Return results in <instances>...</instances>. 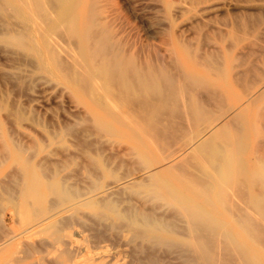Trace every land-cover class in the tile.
<instances>
[{
  "label": "rangeland",
  "instance_id": "rangeland-1",
  "mask_svg": "<svg viewBox=\"0 0 264 264\" xmlns=\"http://www.w3.org/2000/svg\"><path fill=\"white\" fill-rule=\"evenodd\" d=\"M64 1L59 9L68 6L66 10L74 22V32L64 27L45 34L47 23L39 16L23 22L12 11L0 6V264H71L56 251L47 252V245H50L47 231L34 232L47 217L70 218L71 233H74L70 245L77 252L84 246L93 250V256L98 258L95 264H101V260L106 264L112 260L108 264H115L113 259L117 260L116 264H130L139 255L140 259L156 260L160 264H182L177 253L164 246H153L150 241L141 239L128 241L126 235L111 226V220L116 222V218L110 213L105 212L106 219H97L100 202L79 206L73 211L76 204L72 201L58 212L36 216L30 208L36 205L30 200L27 203L26 199V204L22 202V183L28 181L37 195L44 196L42 206L45 209L49 201L52 202L48 185L62 181L84 194V200L107 198L121 211L134 208L155 218L175 216L168 203L161 202L160 207L159 202L148 199L144 184L149 171L155 169L159 170L158 177L170 186L179 185L181 176L175 175L177 172L160 170L184 155L178 151L183 139H172L179 137L176 129L184 121L179 115L177 119L163 113V134L147 137L155 131L143 114L148 107L145 103L147 100L149 104L156 103L158 96L142 93L134 72L146 74L151 79L160 68L173 78L182 76L188 69L200 73L206 70L207 74L202 75L209 84L216 79V73L205 67L207 60L222 64L227 74L222 82L217 80L218 83L210 85L206 93L202 90L201 94L206 95L201 97L197 92L200 105L213 122L209 129L215 128L228 114L232 116L241 110L239 118L232 123L234 127L239 125L245 134L248 150L244 162L249 169L257 168L264 159V123L261 120L264 111V0ZM6 2L19 4V0H4L2 4ZM88 15H91L90 22ZM87 31L91 33L88 37L85 36ZM16 35L25 36L24 46L12 42ZM89 44L91 47L94 44V48ZM99 49L104 51L103 55ZM97 50L99 56H94L99 58H92L91 66L110 70L108 77L112 81L108 83L107 97L112 107L107 106L104 98L82 88L68 73L70 63H76L77 53L90 55ZM108 50L111 52L107 53ZM55 52H60L61 65L53 60ZM80 70L87 73V80L93 83L87 69L81 67ZM120 76L125 77L122 89L115 82ZM249 93L253 99L250 102ZM115 105L118 109H113ZM181 110L180 115L185 111ZM165 134H170V138ZM25 169L29 177L23 175ZM64 237L59 235L61 239ZM79 241L83 245L78 246ZM256 246L255 254L264 261V248ZM84 255L74 259L77 262L81 259V264H93L85 262Z\"/></svg>",
  "mask_w": 264,
  "mask_h": 264
},
{
  "label": "bare ground",
  "instance_id": "bare-ground-1",
  "mask_svg": "<svg viewBox=\"0 0 264 264\" xmlns=\"http://www.w3.org/2000/svg\"><path fill=\"white\" fill-rule=\"evenodd\" d=\"M3 1L4 0H0V6L2 9L5 11H12L15 16L23 22H28L35 16H39L40 19L42 18L46 21L48 31L47 33L44 32L45 34H52L61 28V30H63L64 27L67 28V30L69 28L70 32H74V22L68 14L69 11L66 10L68 6L65 7L64 10L59 9L60 5L65 2L64 0H19V4L13 2H6L2 4ZM90 17L91 15H88V22L92 21L90 20ZM90 25H92V22ZM62 32L65 33V31ZM88 33L90 32L87 31V33H85L86 37H88ZM90 34L89 36H91ZM46 36L48 38L50 35ZM75 40H77V38ZM12 42L17 45L24 46L26 43L25 36L19 35L12 39ZM44 42L47 43V39ZM106 46L105 49L108 48H106ZM92 48H94V44L91 49ZM101 49L104 50V47ZM103 50L101 51L99 49V51H101V55H103ZM89 51L90 50H87V52ZM108 52L109 50L107 53ZM59 53L60 52H55L53 60L61 65L58 58L60 55ZM96 54L99 56L98 50L95 54L90 53V55L77 53L75 57L76 63L74 65L72 61L71 63L73 66L70 63V72L68 73L73 75L72 79L81 84L82 88L86 87L91 94L93 93L92 95L97 94L102 97V99L104 98L107 106L112 107L113 103L107 97V93L110 90L108 83L110 82L111 84L112 81L111 78L108 77L110 70L107 67L105 68L95 65H92L93 67L91 66V59L99 58L98 56H94ZM213 57H215V55ZM113 60L114 59L112 58V61ZM111 64H113V62ZM205 64V67H208L209 70L216 73V79H213V81L209 84V80H206V78L202 75L207 74L206 70H203L200 73L194 71L193 69H188L182 74V76L173 78L170 77L164 69L160 68L156 75H152L151 79H148L146 74L139 73L137 71L134 72V76L137 78L136 82H138L140 86L139 90L142 93L156 94L158 96L156 97L158 98L156 103L149 104L147 102L148 100L145 103L148 107L144 109L143 114L146 116L145 118L147 119V123L150 124V126L152 125V128L155 131V134H150L148 136L145 135V137L156 138L161 135L163 129H165L161 125V115L163 113L173 117H177L179 115V118L184 121L182 125L179 123V128L176 129L180 132V138L178 137V134L177 136L172 134V137H178L172 139H183L181 140L183 141L182 148L178 149V151H182V153L184 152V155L179 158L178 161H172L168 165L163 166L160 170V172L164 173L177 172L175 175L178 174L181 176L179 185L177 187L170 186L165 180L158 177L159 170H150V168L147 175L148 180L144 184L146 188L144 193H146L148 199L154 201L155 203L159 202V206L162 205L161 202L168 203L174 209L176 213L175 216L170 219L165 217L155 218L149 213H145L141 210L138 211L134 208L121 211L117 209L114 201L107 198L100 201L94 200V198L84 200V198H82L84 197V194L72 189L62 181L50 182L48 185L47 191L48 195L52 197V202L49 201L50 203L47 209L42 206L44 196L37 195L28 181L23 182V200L26 199L27 203L28 200H30L36 205V207H30L31 211H33L36 216L39 215V217H42L49 213L53 214L58 212L64 204L72 201H75L74 203L76 204V206L72 208L73 211L76 210V207H88L100 202V204L98 203V209L100 208V210L96 213L98 216L97 219H106L107 215L105 212L110 213L114 218H116V222H112L111 220V226L120 234L126 235L128 241L141 239L150 241L153 243V246L154 244L164 246L169 251H175L177 253L176 255L179 257L178 260L181 258L180 260L184 264H264V261H262L255 254L256 245H259V247L262 246L261 249L264 248V159L260 161V164L257 165L258 167L253 170L249 169L246 162H244V157L248 150L247 144L244 141L245 134L242 132L239 125L234 127V124L232 123L235 118H239L241 110H238L237 112L234 111L235 113L232 116L228 114L220 122L218 121L219 124L215 128L209 129L213 122L210 121V117L206 113L207 111H204L203 107L200 105V100L197 99V95H200L202 90L206 93L209 90L208 87H210V85L218 83V81L222 82L223 79L227 78V74L226 68L218 62L207 60ZM81 67L87 69L93 83H91L89 79L87 80V73L84 74L83 70H80ZM66 68L67 70L69 69L67 64ZM69 74H67V76H69ZM115 82H118L119 87L122 89L124 87L125 77L120 76ZM205 93H202L203 96L206 95ZM258 94L260 95V93ZM253 96L255 95L253 94ZM201 97L199 96V98ZM208 97H205L206 100ZM211 97L213 98V96ZM251 97L252 95H250L249 99H251ZM99 100L101 101L100 98ZM206 100L205 103L207 102ZM250 101H253V99L249 100V102ZM246 102H248V100ZM250 104L251 103H248L247 105ZM116 108V105L115 108L113 106V109ZM182 108L185 111L182 112V115H180L178 112H180ZM227 112H229V110H227ZM179 118L177 117V119ZM217 119L218 118L215 120ZM261 120L264 123V111L261 115ZM171 121H168L169 125ZM168 128H166V130ZM168 133L171 134L172 132H169L168 129ZM170 134L165 135L166 137L169 136L167 138H170ZM139 140L141 141L140 138ZM146 148L149 150V147ZM143 150L145 151V148ZM140 151L141 150H139V152ZM147 161L149 163V160ZM24 163L26 164L27 162L25 161ZM145 163L148 164L147 162ZM96 168H98V166ZM23 172V175H28L29 177V173L27 174L26 169ZM26 200L22 202L26 204ZM72 217L73 216H71V219ZM101 222H103V220H101ZM71 225L73 224L72 221H70V218H68V220H56L54 217H47L38 224V228H34V232L37 233L47 231V237L50 240V245H47L49 247L48 251L46 249L45 250L47 252H50V250H54L52 252L56 251L58 256L64 258L67 263L72 264V262L76 261L75 263L79 264L83 261L80 259V261L78 260L77 262V259H74V257L85 254L84 256H86L85 258L87 260L84 259V261H90L89 263L95 264L94 262L98 261V258L97 256H93V250H88L87 247L84 246V248L80 247L81 251H79L80 248L78 246L83 245L80 244V241L77 246L79 248L78 252L77 249H74V247L72 248V245H70V240L72 239L73 241L74 237V233H71V231H73V229H70ZM105 229L106 228H104V230ZM59 235H64L65 239L59 238ZM101 237L104 238L102 235ZM74 239L76 240V238ZM47 240L44 241L48 242ZM99 242L101 243V241H98L97 243ZM134 252L137 253V249H134ZM145 256L147 255L144 254V257ZM115 257L117 258V256ZM21 258L23 257L21 256ZM140 258H142L140 255L139 257L133 258L130 261V264H160L156 260L148 261ZM115 260L116 259H113L116 264ZM110 262H107V264ZM100 263L106 264V262H103L102 260Z\"/></svg>",
  "mask_w": 264,
  "mask_h": 264
}]
</instances>
